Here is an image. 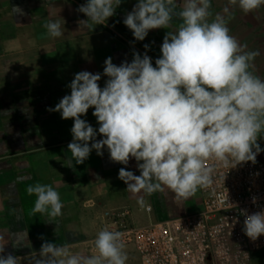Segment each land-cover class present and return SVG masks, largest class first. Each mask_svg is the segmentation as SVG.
<instances>
[{"label":"clouds","instance_id":"9594fccd","mask_svg":"<svg viewBox=\"0 0 264 264\" xmlns=\"http://www.w3.org/2000/svg\"><path fill=\"white\" fill-rule=\"evenodd\" d=\"M122 2L87 0L77 9L87 17L78 20L79 27L92 31L106 26ZM229 4L250 13L264 6V0ZM12 12L26 14L19 5L12 6ZM123 24L135 41H144L150 30L166 29L161 55L153 65L147 54L150 45L145 44L143 55L133 50L131 62L116 65L109 56L103 73L74 74L67 85L70 94L47 109L73 120L66 166L83 164L93 150L102 156L106 147L113 162L125 166L133 158L137 162L139 175L126 167L118 172L129 192L152 195L167 188L190 198L213 184L215 168L206 166L207 161L232 168L255 164L264 151L257 142L264 137V78L252 70L259 53L245 51L247 45L230 34L225 17L212 13L211 0H182V6L178 0H137ZM43 27L48 37L63 35L58 21H46ZM102 76L107 77L103 87ZM90 108L98 129L82 119ZM26 191L36 197L33 214L57 224L64 207L58 191L40 183ZM138 203L143 206L142 197ZM243 231L252 241L264 235V211L245 213ZM94 245L97 255L81 256L72 254L66 244L45 240L32 264H126L119 231L101 229ZM3 253L0 247V264H18L17 256Z\"/></svg>","mask_w":264,"mask_h":264},{"label":"crops","instance_id":"0c3cea01","mask_svg":"<svg viewBox=\"0 0 264 264\" xmlns=\"http://www.w3.org/2000/svg\"><path fill=\"white\" fill-rule=\"evenodd\" d=\"M86 2L0 0V247L4 248V255L17 256L18 264H32L45 240L68 245L72 254L97 255L94 240L104 228L103 212L129 209L134 224L133 213L141 208V197L160 199V192H129L118 172L126 167L139 175L137 162L134 158L127 166L113 162L106 147L102 156L93 150L81 165L73 161L74 168L65 164L70 155L67 145L73 139V120H64L59 112L47 109L70 94L67 85L74 74L84 70L103 73L109 56L116 65L124 60L131 62L133 50L143 55L144 45L149 44L147 54L155 65L167 31L150 30L144 41H135L122 17L111 18L106 26L97 25L92 31L80 28L78 20L87 17L77 9ZM135 3L124 0L118 8L130 12ZM14 5L26 14L14 15ZM46 21H58L63 35L48 37L43 27ZM227 26L241 45H247L245 51L259 53L252 70L264 78V22L248 25L228 21ZM106 79L102 76L101 87ZM93 111L90 108L82 119L98 129ZM37 183L51 185L60 194L64 207L57 218L58 225L48 222L45 215L33 214L36 197L28 195L26 189ZM146 207L148 204L143 211L148 218L162 221L198 211L201 195L172 216H165L157 204L149 211ZM252 264H264V250L253 253Z\"/></svg>","mask_w":264,"mask_h":264},{"label":"built area","instance_id":"2783aa9c","mask_svg":"<svg viewBox=\"0 0 264 264\" xmlns=\"http://www.w3.org/2000/svg\"><path fill=\"white\" fill-rule=\"evenodd\" d=\"M206 166L215 173L213 184L199 190L198 211L142 226L133 224L129 209L105 211L104 228L122 233L124 247L134 248L140 264H252L253 253L264 250V235L252 241L244 219L264 211V163Z\"/></svg>","mask_w":264,"mask_h":264},{"label":"rangeland","instance_id":"374dc122","mask_svg":"<svg viewBox=\"0 0 264 264\" xmlns=\"http://www.w3.org/2000/svg\"><path fill=\"white\" fill-rule=\"evenodd\" d=\"M137 2V0H135ZM178 4L182 6V0H178ZM229 8V12L225 13L224 9ZM211 11L215 15L217 13L223 15L227 21L233 22H247L248 25L252 23V25H257V22H264V6L250 12L244 13L242 10L239 9L238 6H233L229 4V0H211ZM127 12H122L121 8L116 9L115 16L111 18H125ZM109 18V19H111ZM260 29V28H259ZM257 29V30H259ZM165 29H162V31ZM234 31V28L231 29ZM164 33V32H163ZM258 143L260 144L261 148L264 149V140L261 138L258 139ZM257 161L264 163V151L257 155ZM160 199L158 200H144L143 206L139 208V210H134L133 217L135 218L134 225L141 226L146 225L153 220L156 222L161 220L150 219L148 218L147 214L143 211V207L145 204H148L149 209L155 208V205L163 208L165 216H172L174 213H178L181 210L187 208L188 204L194 201L195 198H198L199 193L197 192L194 196L190 198L181 197L170 189L165 188L164 191L160 192ZM191 206V205H190ZM146 209V208H145ZM190 214V213H189ZM124 251L127 254V261L126 264H140L139 258L137 253L135 252L132 246L124 247Z\"/></svg>","mask_w":264,"mask_h":264}]
</instances>
